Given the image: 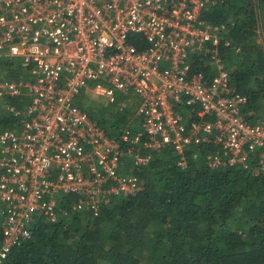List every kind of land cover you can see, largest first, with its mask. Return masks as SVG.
I'll return each instance as SVG.
<instances>
[{
	"label": "built area",
	"instance_id": "built-area-1",
	"mask_svg": "<svg viewBox=\"0 0 264 264\" xmlns=\"http://www.w3.org/2000/svg\"><path fill=\"white\" fill-rule=\"evenodd\" d=\"M211 2L0 0V61L29 68L27 79L0 76V103L26 96L17 126L0 131V263L36 215L65 213L61 197L95 217L137 192L150 153L170 150L182 167L189 146L211 147L207 167L264 176V120L230 83L221 28L200 19ZM192 55L209 73H190ZM83 90L104 106L133 98V118L107 135L78 101Z\"/></svg>",
	"mask_w": 264,
	"mask_h": 264
},
{
	"label": "trees",
	"instance_id": "trees-1",
	"mask_svg": "<svg viewBox=\"0 0 264 264\" xmlns=\"http://www.w3.org/2000/svg\"><path fill=\"white\" fill-rule=\"evenodd\" d=\"M200 19L221 28V63L235 91L246 98L245 111L260 118L264 0H212ZM206 61L190 56V73H209ZM28 69L16 60L0 61V76L6 80L27 79ZM25 97L0 103V131L17 126ZM117 98L103 112H87L82 105L109 136L129 123L126 111L131 110L119 111ZM210 151L189 146L182 167L170 150L150 153L138 173L139 190L114 196L95 217L72 211V195L61 197L65 213L53 222L36 215L30 236L18 241L0 264H264V176L239 167L211 169L204 159Z\"/></svg>",
	"mask_w": 264,
	"mask_h": 264
},
{
	"label": "rangeland",
	"instance_id": "rangeland-1",
	"mask_svg": "<svg viewBox=\"0 0 264 264\" xmlns=\"http://www.w3.org/2000/svg\"><path fill=\"white\" fill-rule=\"evenodd\" d=\"M78 101L82 102L84 108H87V110H88L87 112H89V110L93 111V112H96V111L103 112L105 109H108L110 107L109 106L108 108H104L105 106L102 104L101 98H99V97L95 98L90 92H88L86 90L82 91L80 97L78 98ZM118 101L122 102L123 107H121V108L123 110L125 108H128L129 110H131V113L126 111L127 121L129 122L131 116L133 115V106L136 105V101L131 97L125 98V99H118ZM118 105H119V103H118ZM257 119H260L263 121L264 120V114H263V116H261L260 118H257ZM0 209H1V207H0Z\"/></svg>",
	"mask_w": 264,
	"mask_h": 264
}]
</instances>
